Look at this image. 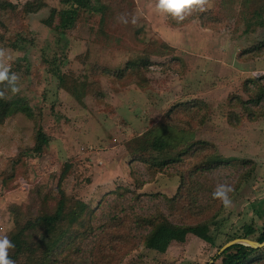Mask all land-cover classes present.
I'll return each instance as SVG.
<instances>
[{
    "label": "rangeland",
    "instance_id": "obj_1",
    "mask_svg": "<svg viewBox=\"0 0 264 264\" xmlns=\"http://www.w3.org/2000/svg\"><path fill=\"white\" fill-rule=\"evenodd\" d=\"M11 1L20 7L26 2ZM47 1L36 14L0 10V48L12 57L8 63L20 89L14 95L10 90L7 97L22 98L34 110L33 118L13 113L0 124V236L17 230L10 206L28 204L36 185L54 195L63 188L86 202L94 210L93 233L108 226L113 234L128 231L130 238L120 241L126 251L118 253V264H209L230 235L243 234L250 224L261 227L264 218L253 203L264 208V116L250 121L229 97L247 100L246 80L264 74V55L246 53L263 39L264 28L245 33L235 17L213 28H204L199 18L174 26L170 14L156 10V0H134L127 23L105 22L128 45L114 49L94 40L98 16L83 14L65 33L46 25L51 8L62 6L60 0ZM221 7L222 0H211L206 11ZM147 58L153 62L149 68L133 67ZM56 69L74 75L69 89L58 86ZM189 103L197 105L187 112ZM173 107L182 121L171 115ZM233 110L243 115L238 127L228 122ZM188 115L194 116L195 126L184 119ZM159 133L184 143L176 150L155 152L151 144ZM200 139L213 142L223 157L255 165L233 163L199 176L206 189L202 201L212 202V211H219L211 224L215 245L189 234L186 241H174L166 249H149L142 239L147 230L136 222L139 216L161 210L179 222L170 213V199L180 176L173 168L158 171L156 166L186 142ZM142 158L154 167L138 161ZM66 164L69 173L60 184ZM219 185L231 189L227 207L213 196ZM91 238L81 242L85 249L75 255L76 264H89Z\"/></svg>",
    "mask_w": 264,
    "mask_h": 264
},
{
    "label": "trees",
    "instance_id": "obj_2",
    "mask_svg": "<svg viewBox=\"0 0 264 264\" xmlns=\"http://www.w3.org/2000/svg\"><path fill=\"white\" fill-rule=\"evenodd\" d=\"M60 3L62 5L60 8H51L48 18L44 21L46 25L59 33H65L76 27L83 14H86L87 18L98 16L100 27L95 31L94 40L114 49L128 47L122 36L109 31L105 22L108 20L114 22L116 19L124 21L128 17V9L133 5L134 0H112L109 4H103L101 0H60ZM47 6V0H26L21 7L11 0H0V10L6 13L19 10L21 14L25 15L36 14ZM231 17H235L238 23L244 25L245 33H253L258 27L264 28V0H222V7L218 12L194 11L183 21L177 22L174 19L172 24L184 26L199 18L204 28H213L225 26ZM56 19L57 22H55ZM246 53L253 56L264 55V36ZM175 59L177 58L170 60ZM152 64L153 62L147 58L133 67L140 71L141 67L149 68ZM128 67L130 66L127 65L125 71L129 70ZM54 74L60 88L69 89V81L75 80L74 75L71 77L59 69H56ZM5 86V84H0V90H4ZM9 91L10 89L7 90L6 96ZM245 93L249 96L247 100L241 96L232 95L229 97L230 104L241 107L247 112L246 116L250 121H256L260 116H264V74L246 80ZM232 100H236V103ZM196 105L197 103L186 104L187 112ZM175 109L171 108V115H174L171 117L178 119L177 117L180 115ZM198 111L204 113L205 107H200ZM19 112L25 113L31 118L34 117V110L26 100L22 98L0 99V124H3L13 113ZM188 116V118H184L186 122L190 127L195 126L194 116ZM242 120L243 115L235 113L234 110L228 115V122L233 127L240 126ZM183 143L179 137L159 133L156 134L151 149L155 152H163L167 149L176 150ZM138 161L154 167L147 158ZM233 163L252 165L251 167L255 165L252 160L223 157L213 142L200 139L186 142L176 155L165 158L160 164H157L158 171L173 168L180 176L178 190L170 199L172 203L170 213L179 222H174L161 210L139 216L136 221L137 225L147 230L146 234L142 236L145 245L154 250L166 249L174 241H186L189 234L215 245L216 238L212 234L211 224L216 220L219 211H212L214 208L212 202L204 203L202 201L201 193L206 189L198 178L204 172ZM69 167V164L64 167L60 176V184L67 178ZM251 167L242 174L243 181L251 173ZM253 207L259 217L264 218V208H261L257 203H253ZM206 211H210V213L201 217L200 215L205 214ZM10 212L18 228L5 235L15 245L14 248L9 249V257L15 264H76L75 255L80 256L85 249V245H82L81 242L91 238V235L95 238H91L93 241L87 256L89 264H118L115 261L118 258V253L120 252L121 255L126 251L120 248V241L125 242L130 238L127 236L128 231L124 235L113 234L114 232H110L109 226L102 228V233H93L94 210L83 200L70 196L63 188L59 189L58 195H54L50 191L42 193L39 185H36L31 190L28 204L24 206L12 204ZM236 238H249L263 243L264 222L259 228H255L253 224L247 225L243 234L230 235L219 248L221 249L227 242ZM108 245L112 248L107 249ZM219 259H221L220 262H218ZM212 264H264V246L254 248L242 243L235 244L220 255H216Z\"/></svg>",
    "mask_w": 264,
    "mask_h": 264
},
{
    "label": "clouds",
    "instance_id": "obj_3",
    "mask_svg": "<svg viewBox=\"0 0 264 264\" xmlns=\"http://www.w3.org/2000/svg\"><path fill=\"white\" fill-rule=\"evenodd\" d=\"M211 6V0H156V10L161 13L170 14L177 22L183 21L194 11L203 12L207 7ZM123 22H127L124 20ZM135 23V19H133ZM12 57L3 48H0V84H5V89L0 90V99H7L6 92L11 90L12 94L19 92L17 74L11 72V65L8 63ZM231 189L225 185H219L213 192L215 198L222 200L227 207L231 201L228 192ZM15 245L7 235L0 236V264H15L9 257V249Z\"/></svg>",
    "mask_w": 264,
    "mask_h": 264
},
{
    "label": "water",
    "instance_id": "obj_4",
    "mask_svg": "<svg viewBox=\"0 0 264 264\" xmlns=\"http://www.w3.org/2000/svg\"><path fill=\"white\" fill-rule=\"evenodd\" d=\"M238 243H242L248 246H252L254 248H259V247H263L264 246V242H258L249 238H236L234 240H231L229 242H227L225 245H223L221 247V249L219 250L217 255H220L223 251H225L226 249H228L229 247L238 244ZM214 262V259L211 260V262L209 264H212Z\"/></svg>",
    "mask_w": 264,
    "mask_h": 264
}]
</instances>
